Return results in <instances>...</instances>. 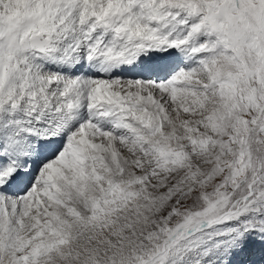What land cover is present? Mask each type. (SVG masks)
<instances>
[{"label":"snow or ice","instance_id":"obj_1","mask_svg":"<svg viewBox=\"0 0 264 264\" xmlns=\"http://www.w3.org/2000/svg\"><path fill=\"white\" fill-rule=\"evenodd\" d=\"M0 264H264V0H0Z\"/></svg>","mask_w":264,"mask_h":264}]
</instances>
